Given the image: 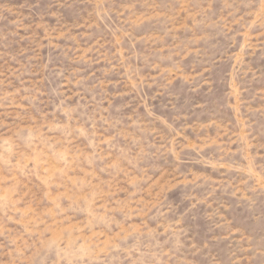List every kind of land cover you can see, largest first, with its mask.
Segmentation results:
<instances>
[{"label": "rangeland", "instance_id": "rangeland-1", "mask_svg": "<svg viewBox=\"0 0 264 264\" xmlns=\"http://www.w3.org/2000/svg\"><path fill=\"white\" fill-rule=\"evenodd\" d=\"M0 264H264V0H0Z\"/></svg>", "mask_w": 264, "mask_h": 264}]
</instances>
